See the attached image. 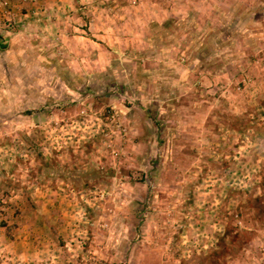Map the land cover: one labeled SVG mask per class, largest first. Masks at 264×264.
<instances>
[{"label":"rangeland","instance_id":"rangeland-1","mask_svg":"<svg viewBox=\"0 0 264 264\" xmlns=\"http://www.w3.org/2000/svg\"><path fill=\"white\" fill-rule=\"evenodd\" d=\"M28 2L0 264H264V0Z\"/></svg>","mask_w":264,"mask_h":264},{"label":"crops","instance_id":"crops-1","mask_svg":"<svg viewBox=\"0 0 264 264\" xmlns=\"http://www.w3.org/2000/svg\"><path fill=\"white\" fill-rule=\"evenodd\" d=\"M19 1L18 0H11L9 2V7L6 10H3V14L9 16L10 18H14V21L10 24V27H4L1 26L0 23V76L4 73H9V64L12 59L18 60L20 58V54L27 53L29 51V39L31 37L36 36L37 32L38 34H41L44 31H49V35L52 36L53 32L55 33L56 30L54 29V25L52 23L46 24L43 20H32V15H38V8L36 7V4L25 2L23 3L24 7H27V9L22 10L23 13H28V16L30 15L31 20H28L26 22H23L24 20L18 15L19 13ZM44 5H42L43 7ZM27 15H23V18L25 19ZM23 20V21H21ZM22 23V24H21ZM70 27L69 30H73V33L71 35H67V38L70 42H81V40L88 39L91 40L93 43L98 44L94 39L92 38H86L78 33L83 32V30L75 25L69 24ZM27 32H25V31ZM36 32V33H35ZM42 37L46 38V34L42 33ZM48 35V36H49ZM64 38L63 35H59ZM93 37V36H91ZM43 40V39H42ZM90 41V42H91Z\"/></svg>","mask_w":264,"mask_h":264},{"label":"built area","instance_id":"built-area-1","mask_svg":"<svg viewBox=\"0 0 264 264\" xmlns=\"http://www.w3.org/2000/svg\"><path fill=\"white\" fill-rule=\"evenodd\" d=\"M11 0H0V23H1V26H4V27H10L11 23L14 21V18H10L9 16L3 14V10H6L8 7H9V2ZM20 1L21 3H25V2H28L30 0H18Z\"/></svg>","mask_w":264,"mask_h":264}]
</instances>
